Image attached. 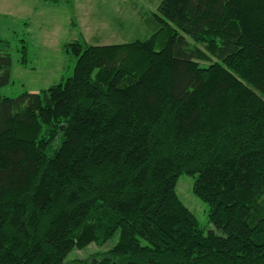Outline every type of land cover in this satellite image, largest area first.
Masks as SVG:
<instances>
[{"label":"trees","instance_id":"obj_1","mask_svg":"<svg viewBox=\"0 0 264 264\" xmlns=\"http://www.w3.org/2000/svg\"><path fill=\"white\" fill-rule=\"evenodd\" d=\"M153 15L148 38L65 43L63 82L0 93V264H264V0ZM181 174L219 234L178 198Z\"/></svg>","mask_w":264,"mask_h":264},{"label":"rangeland","instance_id":"obj_2","mask_svg":"<svg viewBox=\"0 0 264 264\" xmlns=\"http://www.w3.org/2000/svg\"><path fill=\"white\" fill-rule=\"evenodd\" d=\"M161 0H0V38L10 42V83L0 89L15 97L24 91H39L63 82L72 74L76 57L66 55L63 46L75 40L90 45L128 43L148 38L158 25L153 13ZM154 22V23H153ZM25 46V49L24 47ZM158 47V46H157ZM26 52V62L20 57ZM194 178L178 176L175 191L197 219L204 232H220L209 221V205L192 191ZM89 245L74 250L68 260L106 250Z\"/></svg>","mask_w":264,"mask_h":264}]
</instances>
